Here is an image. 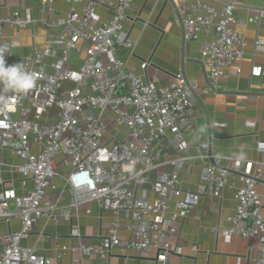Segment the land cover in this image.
<instances>
[{"label": "built area", "instance_id": "2783aa9c", "mask_svg": "<svg viewBox=\"0 0 264 264\" xmlns=\"http://www.w3.org/2000/svg\"><path fill=\"white\" fill-rule=\"evenodd\" d=\"M54 1L40 0L44 15L40 19L30 12L0 15V37L5 27L15 28L18 34L37 24L63 27V32L47 36L40 52L19 60L4 57L7 65L19 63L34 74L35 85L24 94L0 85V151H8L21 162L23 189L22 194L7 189L0 175V222L10 227L13 220L18 222L17 231L10 228L0 239V264H53L36 246L23 242L41 220L59 224L60 218L71 219V208L89 203L112 215L109 235L99 244L80 242L69 247L71 252L106 264L113 250H131L154 253L155 264H172L170 239L178 233L177 225L193 214L202 196L220 198L225 189L233 192L236 209L224 237L248 240L257 253L253 264H264L263 201L257 190V186L264 187V169L257 164L253 171L241 172L242 163L232 159L224 167L215 166L209 162L205 144L197 147V157L188 155L187 132L199 88L183 75L167 85H156L128 69L119 49L133 56L137 46L124 34L134 0H66L71 10L58 21L46 18L53 13ZM102 8L109 12L106 20ZM178 11L187 43L197 41L201 34L213 35V41L201 49V58L210 81L206 91L219 90L220 80L229 72L241 73L234 66L246 46L236 28L239 22L233 4L218 10L204 0H194ZM75 52L84 53L80 64L71 62ZM148 65L144 62L141 69ZM253 70L258 77L262 73V67ZM170 146L177 150L174 157ZM60 156L71 167L64 181L72 197L65 207L53 182L59 175L56 161ZM195 159L203 164L204 184L199 192L191 193L183 190L180 172ZM165 166H171V172L160 173ZM148 174L155 176L154 202L137 196L133 187ZM49 190L55 198L47 196ZM57 210L60 216L55 215ZM120 231L127 238L122 239ZM72 235L80 237L79 232ZM67 250L58 247L56 257Z\"/></svg>", "mask_w": 264, "mask_h": 264}, {"label": "crops", "instance_id": "0c3cea01", "mask_svg": "<svg viewBox=\"0 0 264 264\" xmlns=\"http://www.w3.org/2000/svg\"><path fill=\"white\" fill-rule=\"evenodd\" d=\"M214 5L218 10L228 4L234 6V17L238 20L237 29L243 35L246 46L242 49V57L234 68H239V75L228 73L227 78L219 82L220 89L207 92L210 85L208 74L203 66L201 49L204 44L213 41L212 34H201L193 43H187L184 38V27L178 8L189 6L194 0H134L129 19L124 27V34L135 40L137 46L133 56L128 50L120 48L119 55L127 62L128 69L136 75L156 85H167L176 76L183 75L190 82H195L198 92L194 95L193 123L187 132L189 144L188 155L197 157V147L208 145L209 162L218 167H224L227 159L241 162V172L251 171L258 165L264 169V0H204ZM71 4L66 0H55L53 13L46 14L53 21L67 16ZM20 13L26 16L30 12L35 18H43L40 11V0H0V15ZM106 20L109 12L100 9ZM249 20H255L250 22ZM63 32V27H43L39 24L18 31L15 28L2 29L0 45H9L5 57L19 60L40 52L46 45V38L51 34ZM18 34V35H17ZM259 47L263 49L260 50ZM84 53L75 52L71 62L80 64ZM149 65L146 70L141 66ZM255 66L262 67L258 77L253 74ZM47 71L52 70L47 66ZM218 126V125H222ZM109 140V136L106 138ZM172 157L177 155L174 146L169 147ZM211 151V155L209 154ZM212 159V160H211ZM166 160H162L165 162ZM0 175L3 176L5 187L14 188L18 194L23 193L22 178L19 168L21 162L8 151H0ZM59 175L53 180L61 194L60 205L65 207L71 202V192L64 178L71 171L60 156L56 161ZM258 164V165H257ZM202 162L198 159L190 161L180 172L182 188L191 193H197L203 186ZM171 166L160 168V173L171 172ZM155 179L154 174H148L138 184L133 185L137 196L145 195L150 202L156 196L151 190ZM240 186L241 182L237 181ZM262 196L264 215V187L257 186ZM47 196L55 198L50 190ZM236 201L233 192L225 189L220 198L204 195L193 214L177 225L178 233L171 237L170 247L173 252L172 264H253L257 255L248 240L236 235L225 238L223 232L232 227L230 219L234 216ZM90 211V214H86ZM70 220L60 218L59 224L54 221L41 220L25 246H36L38 252L47 256L53 264H104L95 257L71 252L69 247L84 244H99L109 235L112 215L101 210L96 203L70 209ZM60 210L55 212L60 216ZM18 230V222L13 220L11 227L0 222V239L10 231ZM79 232L80 237L72 233ZM123 239L127 238L124 231L119 232ZM66 246L60 258H57V248ZM196 249V251H194ZM1 251V246H0ZM154 253L113 250L106 264H155Z\"/></svg>", "mask_w": 264, "mask_h": 264}, {"label": "clouds", "instance_id": "9594fccd", "mask_svg": "<svg viewBox=\"0 0 264 264\" xmlns=\"http://www.w3.org/2000/svg\"><path fill=\"white\" fill-rule=\"evenodd\" d=\"M8 52L9 45H0V85L6 91L17 94L27 93L35 85V76L25 71L19 63L7 65L4 57ZM260 148L264 150V145H261Z\"/></svg>", "mask_w": 264, "mask_h": 264}, {"label": "water", "instance_id": "95a60500", "mask_svg": "<svg viewBox=\"0 0 264 264\" xmlns=\"http://www.w3.org/2000/svg\"><path fill=\"white\" fill-rule=\"evenodd\" d=\"M209 154L211 155V151H209ZM212 160V159H211ZM214 165V164H213Z\"/></svg>", "mask_w": 264, "mask_h": 264}]
</instances>
